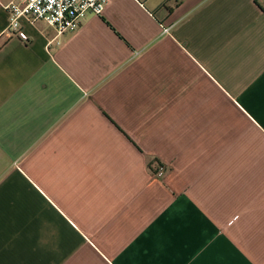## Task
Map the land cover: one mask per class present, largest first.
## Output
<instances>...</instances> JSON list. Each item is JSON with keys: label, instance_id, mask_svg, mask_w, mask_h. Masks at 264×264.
Masks as SVG:
<instances>
[{"label": "crops", "instance_id": "1", "mask_svg": "<svg viewBox=\"0 0 264 264\" xmlns=\"http://www.w3.org/2000/svg\"><path fill=\"white\" fill-rule=\"evenodd\" d=\"M9 1L0 264H264V0H107L52 52Z\"/></svg>", "mask_w": 264, "mask_h": 264}, {"label": "built area", "instance_id": "2", "mask_svg": "<svg viewBox=\"0 0 264 264\" xmlns=\"http://www.w3.org/2000/svg\"><path fill=\"white\" fill-rule=\"evenodd\" d=\"M106 4L107 0H10L4 5L8 11L6 32L28 42L24 24L43 21L55 32L45 42L46 50L52 52L62 44L61 36L75 31L87 14L101 15ZM167 30L165 28L164 32ZM162 174L163 169L159 167L156 175Z\"/></svg>", "mask_w": 264, "mask_h": 264}]
</instances>
